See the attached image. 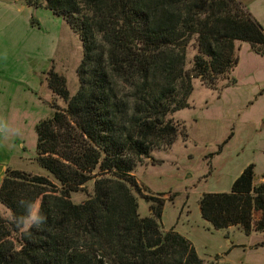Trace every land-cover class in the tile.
Instances as JSON below:
<instances>
[{
  "label": "trees",
  "instance_id": "1",
  "mask_svg": "<svg viewBox=\"0 0 264 264\" xmlns=\"http://www.w3.org/2000/svg\"><path fill=\"white\" fill-rule=\"evenodd\" d=\"M21 1L69 23L83 56L73 95L54 66L44 71L55 99L65 100L36 127L37 160L52 176L7 168L0 203L11 216L0 212V264H204L189 238L164 229L165 200L144 193L135 170L148 158L158 163L152 150L177 139L173 114L189 107L193 78L211 88L228 79L236 40L264 54L262 25L240 0ZM255 178L249 164L230 192L204 193L203 218L216 229L264 232V180ZM90 181L92 193L75 202L72 193ZM140 196L150 215L140 214ZM20 200L46 216L39 229L17 226Z\"/></svg>",
  "mask_w": 264,
  "mask_h": 264
},
{
  "label": "rangeland",
  "instance_id": "2",
  "mask_svg": "<svg viewBox=\"0 0 264 264\" xmlns=\"http://www.w3.org/2000/svg\"><path fill=\"white\" fill-rule=\"evenodd\" d=\"M0 1L8 5V15L19 16L22 28L17 36H23L22 17L28 15V10H20L18 5L25 3ZM249 7L264 28V0H254ZM34 15L40 17L43 27L35 30L33 40H38L41 47L47 43L46 38L50 45L52 42L54 47L57 45L55 58L47 69L54 66L64 75L73 95L79 87L81 38L69 23L48 8L41 7ZM12 36L7 31L0 33L1 45H14L16 38ZM191 44L187 67L192 66L197 52L193 41ZM235 53L238 64L217 88L208 87L201 76L193 78L189 107L173 114L180 126L177 139L170 148L152 150L153 157L160 160L158 163L148 158L135 170L146 192L165 200L164 229L177 226L175 229L193 242L204 264H264V232L247 233L235 225L234 229H216L203 218L200 208L204 193L230 192L235 179L249 164H254L255 182L264 180V54L240 40L235 41ZM41 60L40 56L39 63ZM40 93L32 92L12 77L0 76V141L8 150L9 167L51 177L37 160L36 127L53 113L54 101L64 106L65 100H56L46 83ZM93 186L94 181L88 182L72 193V199L77 203L86 200ZM138 201L140 214L150 215L149 202L142 196ZM0 212L11 216V211L1 203Z\"/></svg>",
  "mask_w": 264,
  "mask_h": 264
},
{
  "label": "crops",
  "instance_id": "3",
  "mask_svg": "<svg viewBox=\"0 0 264 264\" xmlns=\"http://www.w3.org/2000/svg\"><path fill=\"white\" fill-rule=\"evenodd\" d=\"M240 1L246 5L249 12L253 15V11L249 6L254 2V0ZM24 5L25 6L18 5V8L20 10H28V15L22 17V19L25 20L23 28L25 30V34L23 36H17V33L22 28L20 25L21 20H19V16L8 15L6 11L7 9L9 10L8 5L0 1V33L7 31L9 34L13 35V38H16L15 44H12L10 47L1 45L2 42L0 41V76L12 77L13 80L26 84L32 92L39 94L44 90V71L48 68L50 60L55 58L54 56L56 54L55 51L57 45L54 47L53 42L50 45L49 39L46 38L47 43L43 44V47H41L39 46L38 40H36V42L33 40L35 30L40 31L43 27L40 17L34 15L37 9L41 7L33 8L27 4ZM18 14L20 13L18 12ZM33 16L35 20L38 19L39 22L35 21L38 26L33 23ZM40 56L43 60L39 63ZM34 58L37 59L36 64H34ZM9 158L10 156L7 148L0 141V183L4 178L7 168L9 167ZM144 193H147L145 189ZM174 228L177 229V226ZM230 228L234 229L233 226H230L229 229Z\"/></svg>",
  "mask_w": 264,
  "mask_h": 264
},
{
  "label": "clouds",
  "instance_id": "4",
  "mask_svg": "<svg viewBox=\"0 0 264 264\" xmlns=\"http://www.w3.org/2000/svg\"><path fill=\"white\" fill-rule=\"evenodd\" d=\"M18 204L24 209V213L16 218L17 226L22 225L26 233L33 227L39 229L46 222V216L40 212L34 202L20 200Z\"/></svg>",
  "mask_w": 264,
  "mask_h": 264
}]
</instances>
